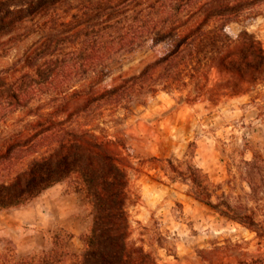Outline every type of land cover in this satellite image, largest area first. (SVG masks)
Listing matches in <instances>:
<instances>
[{"label":"trees","instance_id":"trees-1","mask_svg":"<svg viewBox=\"0 0 264 264\" xmlns=\"http://www.w3.org/2000/svg\"><path fill=\"white\" fill-rule=\"evenodd\" d=\"M262 15L264 0H0V211L64 184L81 195L90 218L81 253L70 249L69 233L25 256L4 238L0 264H157L131 240L133 167L124 143L79 120L161 88L177 90L187 79L199 84L214 67L229 75L233 94H247L264 115L263 43L246 29L230 30ZM144 46L164 48L138 75L105 85L111 65ZM195 151L193 142L183 160L149 162L188 186L195 200L264 238L263 154L245 142L239 159L227 163V179L216 183L195 164Z\"/></svg>","mask_w":264,"mask_h":264},{"label":"rangeland","instance_id":"rangeland-1","mask_svg":"<svg viewBox=\"0 0 264 264\" xmlns=\"http://www.w3.org/2000/svg\"><path fill=\"white\" fill-rule=\"evenodd\" d=\"M244 29L264 46V15L230 25L235 34ZM163 48L144 46L124 54L111 65L105 85L138 75ZM228 80V74L214 67L199 84L187 79V85L177 90L161 88L114 111H93L79 120L80 125H99L124 143V155L133 167L128 204L131 240L153 252L157 264H264V238L195 200L188 186L171 180L159 163L149 162L154 157L183 160L194 142L195 164L222 183L227 163L233 162L232 157L239 159L245 142L264 156V115L247 94H233L225 85ZM245 156L250 158L251 153ZM237 184L236 191L242 193L241 183ZM260 207L264 209V199ZM3 239L0 236V249Z\"/></svg>","mask_w":264,"mask_h":264},{"label":"crops","instance_id":"crops-1","mask_svg":"<svg viewBox=\"0 0 264 264\" xmlns=\"http://www.w3.org/2000/svg\"><path fill=\"white\" fill-rule=\"evenodd\" d=\"M89 225L85 201L80 194L67 193L64 184L46 189L24 206L0 211V236L12 241L20 256L50 249L56 233L71 234L70 249L81 253V236Z\"/></svg>","mask_w":264,"mask_h":264}]
</instances>
